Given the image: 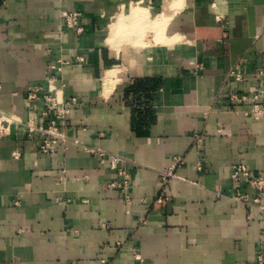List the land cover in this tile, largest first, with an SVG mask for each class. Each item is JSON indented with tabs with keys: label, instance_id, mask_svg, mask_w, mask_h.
Instances as JSON below:
<instances>
[{
	"label": "crops",
	"instance_id": "obj_1",
	"mask_svg": "<svg viewBox=\"0 0 264 264\" xmlns=\"http://www.w3.org/2000/svg\"><path fill=\"white\" fill-rule=\"evenodd\" d=\"M59 60L78 98L68 146L44 154L20 126L0 139V264H253L264 212L233 198L231 174L264 175V117L233 96L264 87V0H0V110L36 113L27 93ZM84 145L123 156L129 200Z\"/></svg>",
	"mask_w": 264,
	"mask_h": 264
},
{
	"label": "built area",
	"instance_id": "obj_2",
	"mask_svg": "<svg viewBox=\"0 0 264 264\" xmlns=\"http://www.w3.org/2000/svg\"><path fill=\"white\" fill-rule=\"evenodd\" d=\"M62 15L67 28L74 30L77 34L84 31L81 23L82 14L80 10H63ZM69 61L59 60L58 63H51L47 70L48 86L45 89L36 87L27 93V100L33 111H37L27 119L22 118L13 113L0 110V139L12 133L13 126L24 127L30 139L35 141L39 150L47 155L55 153L59 146L67 147L71 141L68 134L64 131L66 120L71 112L72 106L78 102V98L64 95L62 88L58 85V72L62 70L63 65ZM263 73V71H260ZM231 75L237 80L243 79V74L236 70H231ZM264 98V87L260 88L252 97L247 95H234L233 98L238 101L254 100L251 112L257 119L264 117V103H258L260 98ZM44 102V108L38 107V101ZM45 119V122H40V119ZM196 141L200 143L202 137L196 135ZM79 143L78 140H72ZM84 149L90 153L97 154L102 161L106 158L110 159L111 167L116 170L118 178H114L109 182V188L120 190L126 200L130 198L131 177L130 173L121 166L124 160L123 156L118 153L106 152L94 146L84 145ZM14 157L20 156L19 152H14ZM185 162V157L176 155L173 157L172 165L169 169L161 173L162 181L167 182L169 178L176 176L175 169ZM231 177L236 184V191L233 198L237 202L244 203L247 206H256L264 212V175L254 174L243 163L233 165ZM247 185L257 190V195L250 198L247 194L241 191V187ZM18 203V201H15ZM253 264H264V251L260 249Z\"/></svg>",
	"mask_w": 264,
	"mask_h": 264
},
{
	"label": "bare ground",
	"instance_id": "obj_3",
	"mask_svg": "<svg viewBox=\"0 0 264 264\" xmlns=\"http://www.w3.org/2000/svg\"><path fill=\"white\" fill-rule=\"evenodd\" d=\"M139 7H137V9H138ZM143 8H141V10H142ZM139 11V10H138ZM144 11H145V9H144ZM147 12V11H146ZM138 13H140V12H138ZM145 14V13H144ZM124 16V15H123ZM133 19H135V18H133ZM125 21V20H124ZM122 24L124 25V23L122 22ZM121 23L120 24H118L117 26H116V28L118 27V28H120L121 27V25H122ZM142 25H144V24H142ZM137 26H138V24H137ZM131 27V26H130ZM139 27H142V26H140V24H139ZM163 26H161V24L160 25H158L157 26V28L158 29H160V28H162ZM140 29H142V28H140ZM123 30H124V28H123ZM135 31V30H134ZM140 31V30H139ZM133 32V31H132ZM136 33V32H135ZM165 37V36H164ZM109 41H110V39H108ZM112 41V40H111ZM109 74H111V73H109ZM109 78V77H108Z\"/></svg>",
	"mask_w": 264,
	"mask_h": 264
}]
</instances>
